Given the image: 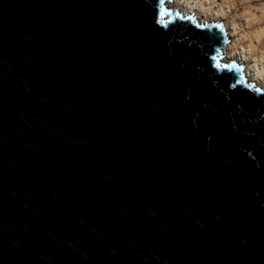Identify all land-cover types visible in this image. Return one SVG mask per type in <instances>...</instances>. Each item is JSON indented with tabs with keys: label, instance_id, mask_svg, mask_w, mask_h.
I'll return each mask as SVG.
<instances>
[{
	"label": "water",
	"instance_id": "obj_1",
	"mask_svg": "<svg viewBox=\"0 0 264 264\" xmlns=\"http://www.w3.org/2000/svg\"><path fill=\"white\" fill-rule=\"evenodd\" d=\"M163 4L0 0V264H264V89Z\"/></svg>",
	"mask_w": 264,
	"mask_h": 264
},
{
	"label": "bare ground",
	"instance_id": "obj_2",
	"mask_svg": "<svg viewBox=\"0 0 264 264\" xmlns=\"http://www.w3.org/2000/svg\"><path fill=\"white\" fill-rule=\"evenodd\" d=\"M179 1V2H178ZM253 0H177L182 12L190 14V11L198 5L207 12L206 17H201L202 22H212L226 19L225 24L232 27L233 42L230 48H226L228 56L240 57L248 66L246 81L255 82L258 86L264 85V0L260 7L255 8ZM182 3V4H181ZM224 3H227L224 5ZM234 12L229 15V9ZM194 12V10H193ZM211 13V17L208 16ZM258 12L260 14H258ZM200 15L199 12H196ZM242 58V59H241Z\"/></svg>",
	"mask_w": 264,
	"mask_h": 264
},
{
	"label": "rangeland",
	"instance_id": "obj_3",
	"mask_svg": "<svg viewBox=\"0 0 264 264\" xmlns=\"http://www.w3.org/2000/svg\"><path fill=\"white\" fill-rule=\"evenodd\" d=\"M178 2H177V0L165 1L163 5H164L165 8H167V9L173 11V12H176V13L182 15V16H192L199 24L211 25V24H216L217 23V24L222 25V27L225 30V33L227 35L228 42H227V44H225L224 46H222L221 49H220V52L222 54V58L220 60H221V62L223 64H227V63H230L232 61H235V64H237L239 67L242 68V75H244L245 78H246V72H247L248 66L246 65V63L244 62V60L243 61H240V57H237V58L231 57V60L230 59L229 60L226 59V57L228 56V54H227V52H226L225 49L226 48L227 49L230 48V46H231V44L233 42L232 41L233 40V34L231 33L232 27H230L231 25L230 26H227L225 24V21H226L227 18L226 19L224 18L222 20H218V21H215V22H212V20H211L210 23H208V22H205L204 23V22L201 21V17L202 16L203 17H206L207 16V12L203 8L200 9L198 7V5H197L193 9L194 12H193V10H191L190 11V14H186V13H184V12L181 11L180 5H178ZM226 4L227 3H224V5H226ZM260 4H262V1L261 0H253L252 1V5H253L254 9L260 7ZM255 11L257 12L258 10L255 9ZM196 12H199L200 15H197ZM232 12H234V9L233 8L231 10L229 9V12L228 13H229L230 16H231V13ZM258 14H260V13L258 12ZM210 15H211V13L208 12V16H210ZM249 83L250 84H253L255 87H258L259 89H264V85L258 86L257 84H254L255 82H249Z\"/></svg>",
	"mask_w": 264,
	"mask_h": 264
},
{
	"label": "snow or ice",
	"instance_id": "obj_4",
	"mask_svg": "<svg viewBox=\"0 0 264 264\" xmlns=\"http://www.w3.org/2000/svg\"><path fill=\"white\" fill-rule=\"evenodd\" d=\"M160 4H163L164 3V0H159ZM179 15V14H178ZM218 27H222V25L218 26ZM216 52H220V49H216ZM231 66H237L239 67L238 65L235 64V61H232L230 62ZM229 65H224V67H228Z\"/></svg>",
	"mask_w": 264,
	"mask_h": 264
}]
</instances>
